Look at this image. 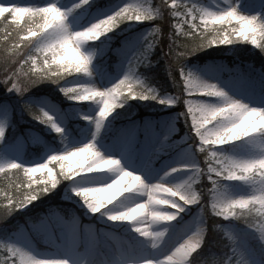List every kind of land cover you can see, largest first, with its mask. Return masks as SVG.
<instances>
[{
  "label": "snow or ice",
  "instance_id": "snow-or-ice-1",
  "mask_svg": "<svg viewBox=\"0 0 264 264\" xmlns=\"http://www.w3.org/2000/svg\"><path fill=\"white\" fill-rule=\"evenodd\" d=\"M213 2L217 4L216 8L206 7L193 0H161L159 4H153L152 0L130 2L97 15L91 22L74 27L69 22L70 15L81 9L85 13L93 7L100 9V5L94 4V0H73L68 7H61L59 0H47L43 4L27 3L22 6L19 0H0V18H3L0 23L16 25L13 32H9L7 27L0 30V83L10 92L15 91L23 96L36 85L51 81L62 84L60 90L71 100L99 104L98 113L101 106H104V112L100 115L81 113L82 119L93 122L95 126L92 139L82 143V146L53 152L43 162L24 164L15 159L0 162V173L7 176L6 170L14 171L16 174L23 173L27 178V182L19 183L9 178L0 187V226H3L4 232L0 235V264H73L58 253L37 251L26 239L31 232L55 238L58 230L78 239L84 234L85 227L70 212L66 216L56 209H49L46 215L29 217L28 226H20L14 233H8L7 225L3 223L9 217L31 211L28 205L52 193L62 181L73 182L75 195L83 200L91 213H100L101 218L110 222V226L115 229L128 230V236L120 238L107 233L109 239L112 237L110 240L116 249L115 258L105 257L99 262L93 261V264H252L247 258L245 247L248 235L264 244V126L249 130L247 126L242 127L241 122L254 113L264 114V107L247 104L231 95L219 83L202 78L187 67L186 60L204 49L240 41L250 42L264 52V46L245 38L243 23L240 22L262 24L264 17L242 15L233 0ZM50 14H55L57 18L50 21ZM25 16L27 21L20 24ZM166 19L170 26L168 32L161 27ZM146 21L151 22L152 26L143 37L142 44L131 51L127 71L120 79L108 87L80 79L81 75H92V61L95 57V51H86L84 45L107 37L109 32L115 31L121 24ZM233 21L237 22V26H232ZM21 33H26V37ZM85 33L98 38L79 39ZM65 45L74 55L88 62V72L78 70L75 60L70 59L67 53H61V48ZM165 46L167 51L164 50ZM154 50L161 52L175 92L161 91L137 74L141 65L153 62L150 57ZM118 54L127 57L128 51L120 50ZM85 87L96 93L95 98L86 99L81 96L79 90ZM134 99H151L166 106L179 105L184 109L180 115L192 133L190 147L194 146L197 152L203 154L204 160L177 165L170 172L174 173L179 169L190 171V175L182 181L191 189L189 196L181 198L182 192L178 186V194L169 193L167 202L154 203L150 199L148 188L159 185L146 182L141 174L125 168L120 158L99 150L96 138L107 118L117 108H124L129 100ZM24 107L35 120L49 126L58 135H63L64 128L54 112L33 103H26ZM205 110L211 111L215 116L207 124L202 123L197 115ZM233 128L237 130L235 135H224ZM6 133L7 123L0 122V142L5 140ZM163 139L166 141L167 136ZM225 144H246L254 154H231L221 149L220 146ZM93 150L102 152L109 163L115 165L108 170L113 173L114 178L123 173L117 185L129 175L137 179L143 178L146 184L137 185L134 179L129 185L130 190L124 191L119 199H114L111 195L107 200L102 198L103 203L91 205L80 190L96 183H107V179L100 177L95 171L79 174L66 172L62 164L58 175H53L49 164ZM44 170H47V177L36 179L35 175L43 174ZM164 175H169V172ZM17 179H20L19 175ZM204 179L211 186L198 188ZM224 181H241L249 186V192L231 195L226 191ZM137 193H143L146 198L140 199ZM109 200L110 203L107 202ZM194 205L199 206L194 227L187 226L174 235L170 234V228L176 227L173 222L177 217ZM94 207L100 210L93 211ZM209 210L222 220L242 222L249 231L242 238L217 222L214 229L222 232L227 242L222 244L223 251L220 253L212 251L208 247L210 237L206 226ZM161 223L165 226L157 230L154 226ZM87 231L95 249L100 239L94 230ZM129 236H134L135 239H130ZM146 244L152 249L163 247L166 251L160 259L155 260L144 254L143 246Z\"/></svg>",
  "mask_w": 264,
  "mask_h": 264
},
{
  "label": "rangeland",
  "instance_id": "rangeland-1",
  "mask_svg": "<svg viewBox=\"0 0 264 264\" xmlns=\"http://www.w3.org/2000/svg\"><path fill=\"white\" fill-rule=\"evenodd\" d=\"M101 1L94 0V4L98 3L100 9L93 7L87 13H85L84 9H81L77 13L69 16V22L76 27L91 22L97 15L113 11L125 3L142 2V0H106L108 2L104 6L100 4ZM5 2H8V0H5ZM19 2L22 6L25 4L23 0H19ZM72 2L73 0H59L61 7H68ZM193 2L209 8L217 7V4L213 0H193ZM233 3L238 5L239 10L243 14H259V16L264 17V0H233ZM25 21H27V16L21 22L25 23ZM147 23L146 21L143 23L128 22L121 24L115 31L109 32L107 37H101L98 41L89 42L84 45L86 51H95V57L92 61V75H81L80 79L84 82L94 83L104 87H108L120 79L127 71L131 51L142 44L143 37L152 26L150 25L151 23ZM232 26H237V22L233 21ZM23 36L26 37V33H23ZM218 46L226 56L209 58L204 63L197 61L190 63L187 67L198 73L202 78L211 79L213 83H219L231 95L236 96L243 102L252 106L264 107V52L250 42L244 41L232 45ZM120 50H127L128 56L123 57L119 55L118 52ZM240 54H244L246 58H242ZM112 56H115L116 60L112 63L113 68H110ZM138 69L137 74L141 76ZM61 86L62 84L57 85V88L62 96L61 102H66V105L46 95L40 96L32 101L39 107H43L56 114L58 122L64 128L62 136L67 137L62 147L58 149L55 145L50 144L46 135L57 133L49 126L36 120L32 121L23 133L15 135L13 142H9L5 137L0 148V162L10 159L19 160L24 164L43 162L53 152L62 151L65 148L82 146V143L92 139V136L95 134L94 123L82 119L81 113L96 116L100 105L95 102L78 103L71 100L60 90ZM134 100L140 102L145 108L150 109V114L141 120L138 118L132 120L137 110L135 104L129 100L125 105L132 108V110L128 114L127 120L120 122L121 120H118L120 114L115 110L103 124L96 138V144L99 150L108 155L120 158L125 168L141 174L148 183H154L161 179L169 184L182 182L190 175V171L187 169H179L172 173L170 169L180 164L202 161L195 147H190L192 134L191 136L187 133L181 137L176 136L178 133V115L177 113H170V109L174 106H166L151 99ZM14 111L20 114L19 110H15L11 102L6 101L0 104V122L7 123V130L12 123ZM71 120L77 122L74 124V127L77 128L75 134L70 129L69 123ZM80 122H84V124L80 125ZM126 132L129 133L128 145L120 146L114 144L116 138ZM165 136H167L166 141L163 139ZM29 147H36L38 150H42V152L39 156L28 158L26 152ZM220 147L222 150L235 155L254 154L250 146L246 144L240 146L225 144ZM73 159L75 160L77 158ZM49 167L53 169V175H58L60 162L53 161L49 164ZM165 172H169V175L165 176ZM3 174L5 173H0V176ZM97 175L107 180L114 178L113 173L109 171L101 172ZM46 177L47 170H44L43 174L37 173L35 175L36 179H44ZM127 181L128 177H125L119 185H115L106 191L102 198L107 200L113 192L122 187ZM224 184L227 186L226 191L234 196L249 192V186L241 181H224ZM58 188H62L60 198L65 202L73 204L74 210L71 214L85 227L84 234L78 239H73L62 230L56 232L55 238H50L46 234L31 232L26 236L28 243L39 252L58 253L65 256L73 264H83V262L93 264V261L99 262L105 257L109 259L115 258L116 249L110 239L112 237L120 238L122 236H128V230L123 228L115 229L110 226V222H106L104 218H101L100 213H91L83 200L75 195L72 181H62L53 192L57 191ZM137 196L140 199L146 198L143 193H137ZM31 206L33 205H28L29 208ZM107 206L111 207V205ZM53 209L59 211L57 208ZM198 210L199 206L194 205L182 212L177 217V220L173 222L176 227L170 228V234L174 235L187 226L194 227ZM225 221L226 224L223 226L241 235L242 238L243 234L249 231L240 221ZM163 226L165 225L161 223L154 227L159 230ZM88 229L94 230L100 239V243L95 249L92 247ZM107 233L112 234L110 239L106 235ZM129 238L135 239L134 236H129ZM39 244L43 245L44 248L39 247ZM143 247L144 254L155 260L160 259L166 251L163 247L152 249L147 244ZM245 247L248 253L247 258L250 259L252 264H264V244L259 242L258 239H253L251 235H248Z\"/></svg>",
  "mask_w": 264,
  "mask_h": 264
},
{
  "label": "trees",
  "instance_id": "trees-1",
  "mask_svg": "<svg viewBox=\"0 0 264 264\" xmlns=\"http://www.w3.org/2000/svg\"><path fill=\"white\" fill-rule=\"evenodd\" d=\"M27 3H34V4H43L47 0H24ZM112 1V0H110ZM106 0L101 3L104 6L107 4ZM153 4H159L161 0H153ZM7 16V14H5ZM3 18H0L2 20ZM151 22H148L149 24ZM20 24H24L20 22ZM152 25V24H150ZM16 25L13 24H5V23H0V30H3L5 27H7V30L9 32H13V28ZM162 30L165 32L170 31V26L169 22L166 19L164 22L161 23ZM23 36V33H21ZM219 46H214L210 47L207 49H204L203 51L197 52L195 55L190 56L186 60V64L194 62V61H200L203 62L209 58L213 57H223L226 56V54L223 52V50H220L218 48ZM165 51H167V47L165 46L164 48ZM242 58L244 57V54H240ZM116 58H112V60H115ZM150 59L153 61L152 63H149L147 65H141L140 68L138 69L139 74L141 77L144 78L146 82H148L150 85H155L157 88H160L161 91H166V92H175V89L172 87V82L171 79L168 77V72H167V67L165 60L162 57V54L159 50H154L152 53V56ZM58 84L52 83L51 81H46L41 84L36 85L35 87L31 88L28 92H26L23 96L19 94H14L16 93L15 91H9L7 87L3 83H0V104L4 103L6 101L11 102L13 104L15 110L18 109L20 114L14 111L13 117H12V123L7 130L6 133V139L9 142H13V139L15 138V135L18 133H23L26 127L32 122L36 121L25 109V104L26 103H33L35 104L32 100L36 99L40 96H49L53 98L54 100H58L61 102L62 96L60 91L57 88ZM161 85H163V88H161ZM132 103L135 104L136 106V116L139 117H144L150 113V109L145 108L140 102L131 100ZM63 105H66V102H61ZM132 108L129 106L124 105V108H117L116 112L120 114V119L125 118L130 112ZM184 109L181 108L179 105L174 106L173 108L170 109V112H176L178 114V129H179V134L178 136H182L183 134L187 133L190 134L191 132L189 131L188 125L185 123L183 117L180 115V112L183 111ZM77 122L71 121L70 128L73 134L76 133V129L74 127V124ZM80 125H83L84 122H80ZM30 126V125H29ZM47 138H49L50 142L57 146L58 149H60L63 145V142L67 140V137L54 134V135H47ZM52 139V141H51ZM62 141V142H61ZM3 142L0 143V148L2 146ZM40 150L37 148H29L26 152V156L28 158H33L35 156H38L40 154ZM199 153V152H198ZM201 160L203 162L204 156L203 154L199 153ZM7 176L5 174L0 176V187H2L5 183L8 182V179L10 178L14 182H27V178L23 176V173L16 174L14 171H8L6 172ZM19 175L20 179H17V176ZM211 185L207 181V179H204L200 182L198 185V188H205V187H210ZM63 187V186H62ZM61 190L62 188H58L57 191L53 193H49L45 197H41V200L34 201L33 206L30 207L31 211L24 212L22 214L15 215L14 217H9L6 221H3L4 224L7 225L8 233H13L17 231L20 227L21 224H26L28 223V218H36L38 215H42L44 212L49 211V209L52 208H57L62 214L66 215L74 210V206L71 203L63 201L60 196H61ZM220 222L221 225L223 226L226 221L222 220L221 218L215 217L210 210L207 213L206 216V226L209 229L208 236L210 237L208 241V247L211 248L212 251H215L217 253H220L223 251L222 244L226 243V239L223 236V233L220 232L219 230L214 229V225ZM3 226H0V235H3ZM207 238V237H206ZM39 247H44V246H39ZM195 256V253L193 254Z\"/></svg>",
  "mask_w": 264,
  "mask_h": 264
},
{
  "label": "clouds",
  "instance_id": "clouds-1",
  "mask_svg": "<svg viewBox=\"0 0 264 264\" xmlns=\"http://www.w3.org/2000/svg\"><path fill=\"white\" fill-rule=\"evenodd\" d=\"M244 16H251L254 15L256 17H259V14H243ZM57 16L55 14H50L49 20H55ZM231 19V17H229ZM243 23V28H244V36L245 38L249 40L256 41L257 43L261 44L264 46V23L258 24L252 21H240ZM93 38H98V36H93L90 34H81L79 39H93ZM78 42V41H77ZM61 53H67L70 59H74L76 62V66L78 70L88 72V62L85 61L82 57L76 56L73 54L68 49V46L65 45L64 47L61 48ZM80 94L84 98H95L96 93L88 87H85L83 89H80ZM104 112V106H101L100 112L97 113V115H100L101 113ZM197 115L199 116L200 120L202 123H209L212 119L215 118L214 114L209 111L205 110L202 112H198ZM241 126H247L249 130H255L256 128L264 126V114L261 113H254L252 116L247 117L244 121L241 122ZM236 129H229L228 132L224 133L225 136H228L229 133L232 135L236 134ZM223 137H221L222 139ZM231 138V137H229ZM74 158L72 157L69 158H62L58 162L64 166V170L66 172L70 173H75L79 174L80 172H105L108 171L109 169L115 167L114 164L109 163V160L107 157L103 155L102 152L93 150L85 153H77L74 154ZM116 163H119L117 161ZM123 173L120 174L122 176ZM120 176H116L113 179H110L107 181V183H96L90 187L81 189V193L86 196V198L90 201L91 205H97L99 203H103L102 197L105 191L109 188H112L113 186L117 185V181L120 179ZM135 179V182L137 185H145L146 182L144 181L143 178H135L132 175L128 176V181L120 188H118L115 192L112 193V197L118 198L119 196L123 195L124 191L130 190L129 185L132 183V181ZM155 185H159L158 187L153 186L148 188L150 191V199L157 204H162L167 202L166 197L169 193L172 195L178 194L177 188L179 186V191L182 192L181 198H185L191 194V189L186 185L183 184L182 182L180 183H175V184H169L164 182L163 179L160 181L154 182ZM108 203L111 202V200L107 201ZM100 209L98 207H94L93 211H99Z\"/></svg>",
  "mask_w": 264,
  "mask_h": 264
},
{
  "label": "bare ground",
  "instance_id": "bare-ground-1",
  "mask_svg": "<svg viewBox=\"0 0 264 264\" xmlns=\"http://www.w3.org/2000/svg\"><path fill=\"white\" fill-rule=\"evenodd\" d=\"M245 95V94H244ZM251 100H253V99H251Z\"/></svg>",
  "mask_w": 264,
  "mask_h": 264
}]
</instances>
